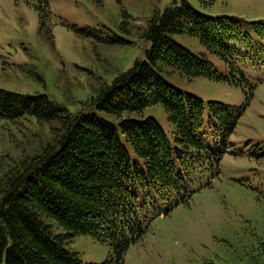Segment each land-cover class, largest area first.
Segmentation results:
<instances>
[{
  "label": "trees",
  "instance_id": "16d2710c",
  "mask_svg": "<svg viewBox=\"0 0 264 264\" xmlns=\"http://www.w3.org/2000/svg\"><path fill=\"white\" fill-rule=\"evenodd\" d=\"M35 6L44 25L49 0H36ZM83 32L106 40L99 31ZM183 33L199 37L225 59L250 87L248 100L253 96L254 85L238 63H264V19L210 16L187 0L154 11L142 34L151 42L143 58L102 83L75 113L45 93L0 88V119L31 115L40 122L59 121L40 152L0 175V264H125L129 247L144 238L157 216L188 202L191 185L204 175L209 179L202 186L219 175L221 158L233 145L230 134L248 102H205L169 82L164 72L227 78L173 38ZM152 105L165 108L169 130L154 116L142 117ZM77 235L108 243L109 256L83 262L66 247Z\"/></svg>",
  "mask_w": 264,
  "mask_h": 264
},
{
  "label": "rangeland",
  "instance_id": "374dc122",
  "mask_svg": "<svg viewBox=\"0 0 264 264\" xmlns=\"http://www.w3.org/2000/svg\"><path fill=\"white\" fill-rule=\"evenodd\" d=\"M181 1L49 0L51 14L42 25L36 0H0V88L45 93L75 113L102 83H110L143 58L151 42L142 34L154 11ZM187 1L210 16L264 19V0ZM87 29L99 31L106 40L85 34ZM173 38L227 78L189 79L177 71L164 72L169 82L205 102L248 104L230 134L233 145L221 158L219 175L202 186L209 179L204 175L191 185L194 192L188 202L157 216L144 238L131 244L125 264H264V63H238L254 85L248 100L250 87L242 85L240 73L199 37L183 33ZM147 116L170 129L162 105L146 107L142 117ZM58 125L59 121L40 122L31 115L0 119V175L16 161L40 152ZM125 145L134 156L131 144ZM66 247L86 263L103 262L111 249L89 235L75 236Z\"/></svg>",
  "mask_w": 264,
  "mask_h": 264
}]
</instances>
